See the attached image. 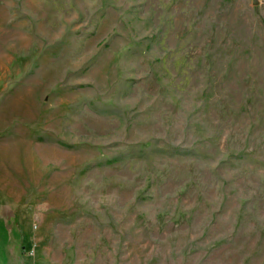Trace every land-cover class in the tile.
I'll use <instances>...</instances> for the list:
<instances>
[{
    "label": "rangeland",
    "instance_id": "374dc122",
    "mask_svg": "<svg viewBox=\"0 0 264 264\" xmlns=\"http://www.w3.org/2000/svg\"><path fill=\"white\" fill-rule=\"evenodd\" d=\"M9 227L65 264H264V0H0L5 257Z\"/></svg>",
    "mask_w": 264,
    "mask_h": 264
},
{
    "label": "crops",
    "instance_id": "0c3cea01",
    "mask_svg": "<svg viewBox=\"0 0 264 264\" xmlns=\"http://www.w3.org/2000/svg\"><path fill=\"white\" fill-rule=\"evenodd\" d=\"M10 228V227H9ZM8 231V241L5 246V252L7 257L3 256L4 244L0 243V264H65V255L61 260L49 257V254L45 256V252L39 249L38 257L33 259L29 257L32 255L30 252V244L25 242L24 233L19 228H10ZM1 232V231H0ZM35 253V250H34ZM64 253V251H63ZM3 257V258H2ZM89 264H112V260L108 263L107 256L103 259L92 253L88 259Z\"/></svg>",
    "mask_w": 264,
    "mask_h": 264
}]
</instances>
